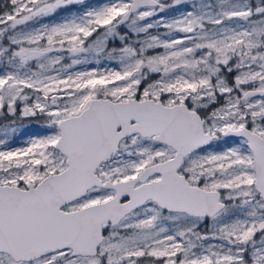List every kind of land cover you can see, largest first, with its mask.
<instances>
[{"label": "snow or ice", "instance_id": "6c2138e0", "mask_svg": "<svg viewBox=\"0 0 264 264\" xmlns=\"http://www.w3.org/2000/svg\"><path fill=\"white\" fill-rule=\"evenodd\" d=\"M0 264H264V0H4Z\"/></svg>", "mask_w": 264, "mask_h": 264}, {"label": "rangeland", "instance_id": "374dc122", "mask_svg": "<svg viewBox=\"0 0 264 264\" xmlns=\"http://www.w3.org/2000/svg\"><path fill=\"white\" fill-rule=\"evenodd\" d=\"M90 2H96V0H90ZM30 131H35V126H33V128L32 129H30Z\"/></svg>", "mask_w": 264, "mask_h": 264}, {"label": "flooded vegetation", "instance_id": "af4514ba", "mask_svg": "<svg viewBox=\"0 0 264 264\" xmlns=\"http://www.w3.org/2000/svg\"><path fill=\"white\" fill-rule=\"evenodd\" d=\"M4 2V0H0V4H2Z\"/></svg>", "mask_w": 264, "mask_h": 264}]
</instances>
